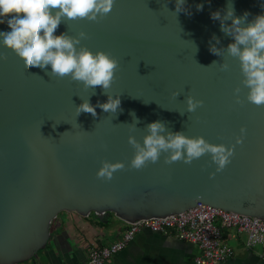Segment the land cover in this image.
<instances>
[{"label": "water", "instance_id": "obj_1", "mask_svg": "<svg viewBox=\"0 0 264 264\" xmlns=\"http://www.w3.org/2000/svg\"><path fill=\"white\" fill-rule=\"evenodd\" d=\"M231 3L236 17L249 13V23L264 15V0H186L190 14H176V0H116L99 23L65 19L54 35L77 37L83 31L88 38L78 49L102 51L119 62L107 94L101 86L93 95L68 77L51 78L50 67L26 69L0 43V55L7 57L0 60V264H42L37 254L62 212L93 214L101 221L110 213L130 225L200 202L264 220V106L246 101L249 89L241 84L239 60L209 51L213 35L220 39L217 48L234 42L211 19L216 11L223 16ZM9 31L6 20L0 23V32ZM222 62L229 71L219 70ZM237 87L243 106L235 103ZM174 92L180 95L174 98ZM108 95L120 96L122 111L96 108V117L77 116L84 100L95 106L106 103ZM189 96L203 107L187 113ZM135 119L139 123L130 132ZM157 121L188 138L235 145V155L219 173L210 154L171 165L162 154L156 164L130 170L135 150L128 137L143 144L146 126ZM241 127L247 133L237 145ZM102 161L123 163L125 169L111 181L99 180Z\"/></svg>", "mask_w": 264, "mask_h": 264}, {"label": "clouds", "instance_id": "obj_2", "mask_svg": "<svg viewBox=\"0 0 264 264\" xmlns=\"http://www.w3.org/2000/svg\"><path fill=\"white\" fill-rule=\"evenodd\" d=\"M115 2L116 0H0V23L6 20L11 29L9 32H0V43L23 61L26 69L37 67L46 71L50 67L51 71L47 74L51 78L68 77L73 82L82 83L85 90L92 89L93 95L95 87L101 86L107 94L115 80L119 62L102 51L94 54L86 47L78 49L81 41L88 38L83 31L77 37L67 33L57 36L54 33L65 19L99 23L112 11ZM185 3L186 0H176V14H190L184 7ZM196 7L197 11L203 10L202 4ZM248 16L249 13L245 12L243 16L236 17L232 3L228 4L223 16L220 11L211 13V19L220 22V31L234 42L228 44L227 48H217L220 39L213 35L215 44L209 42V51L222 58L227 52L228 56L239 60L244 77L241 84L249 89L246 101L260 107L264 106V15L256 16L250 23L247 21ZM229 20L230 25L226 23ZM6 59V56L0 55V60ZM213 64L217 62L213 61L211 65ZM229 69L227 62L219 63L220 71L227 72ZM241 90V87L235 88L233 95L235 103L243 106L245 101L240 98ZM172 95L177 98L180 93L174 92ZM186 103L187 113H194L203 107V101L191 96L186 98ZM96 108L116 114L118 110L122 111L120 96L113 99L108 95L106 103L97 102L95 106L89 100H84L76 108V113L77 116L90 113L96 117ZM138 123L139 120L135 119L130 124L129 131H135ZM145 129L149 134L143 138V144L132 135L128 137L129 145L135 150L130 170L139 171L150 163L156 164L162 154H167L164 159L167 165L178 161L191 164L193 160L210 154L211 162L217 166L216 172L219 173L231 163V158L235 155V145L226 148L224 145H212L202 137L188 138L183 132L168 131L165 124L159 121L148 124ZM246 133L247 129L241 127L240 136L236 138L237 145L243 144ZM101 164L96 177L103 181H111L115 172L125 169V165L120 162L102 161ZM214 176L215 173L210 178Z\"/></svg>", "mask_w": 264, "mask_h": 264}, {"label": "crops", "instance_id": "obj_3", "mask_svg": "<svg viewBox=\"0 0 264 264\" xmlns=\"http://www.w3.org/2000/svg\"><path fill=\"white\" fill-rule=\"evenodd\" d=\"M128 223L110 216L101 221L93 214L81 217L62 212L51 222L49 240L37 254L42 264H85L91 246H107L120 240ZM221 240L232 256L221 264H264V244L248 247L246 236L234 229H222ZM200 251L195 244L180 241L173 234L160 235L142 229L120 252L103 264H195Z\"/></svg>", "mask_w": 264, "mask_h": 264}, {"label": "built area", "instance_id": "obj_4", "mask_svg": "<svg viewBox=\"0 0 264 264\" xmlns=\"http://www.w3.org/2000/svg\"><path fill=\"white\" fill-rule=\"evenodd\" d=\"M142 229L164 236L173 234L180 241L195 244L200 251V255L194 257L195 264H221L232 256V249L222 243V229L243 233L248 247L264 244V220L198 202L175 215L130 224L119 241L107 246H91L85 264H103L123 250ZM261 257L264 260V254Z\"/></svg>", "mask_w": 264, "mask_h": 264}, {"label": "trees", "instance_id": "obj_5", "mask_svg": "<svg viewBox=\"0 0 264 264\" xmlns=\"http://www.w3.org/2000/svg\"><path fill=\"white\" fill-rule=\"evenodd\" d=\"M107 215H108V217H110V216H113V215H112V214H110V213H108Z\"/></svg>", "mask_w": 264, "mask_h": 264}, {"label": "rangeland", "instance_id": "obj_6", "mask_svg": "<svg viewBox=\"0 0 264 264\" xmlns=\"http://www.w3.org/2000/svg\"><path fill=\"white\" fill-rule=\"evenodd\" d=\"M114 216H112V218H113Z\"/></svg>", "mask_w": 264, "mask_h": 264}]
</instances>
